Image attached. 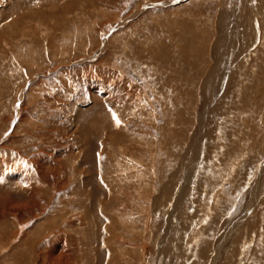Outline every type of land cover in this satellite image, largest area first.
Wrapping results in <instances>:
<instances>
[{"label":"rangeland","instance_id":"rangeland-1","mask_svg":"<svg viewBox=\"0 0 264 264\" xmlns=\"http://www.w3.org/2000/svg\"><path fill=\"white\" fill-rule=\"evenodd\" d=\"M258 2L0 0V264H264Z\"/></svg>","mask_w":264,"mask_h":264},{"label":"bare ground","instance_id":"bare-ground-1","mask_svg":"<svg viewBox=\"0 0 264 264\" xmlns=\"http://www.w3.org/2000/svg\"><path fill=\"white\" fill-rule=\"evenodd\" d=\"M219 2H220V4L221 5H223V6H226V3H227V0H219ZM259 3V2H258ZM262 3H263V0H260V3H259V11H261V9L263 8L264 9V5H262ZM165 4H163V5H158V7L159 6H164ZM244 14V13H243ZM264 14V13H263ZM244 15H246L245 17H244V19H246V20H248V19H250V16L249 15H251V14H249V13H245ZM133 17H130L129 19H127V20H130V19H132ZM220 19H222V18H220ZM251 19H253V18H251ZM250 19V20H251ZM219 21V20H218ZM221 21V20H220ZM219 21V22H220ZM222 21H224V20H222ZM241 21V20H240ZM239 21V22H240ZM242 22V21H241ZM221 23V22H220ZM225 23H226V21H225ZM124 24V22L123 23H120V25L119 26H122ZM245 25V24H244ZM221 25L219 24V27H220ZM261 26V25H260ZM222 27H223V24H222ZM224 28V27H223ZM261 28V27H260ZM216 29V28H215ZM220 29H222L221 27H220ZM228 29V28H227ZM223 30H225V29H223ZM226 31H228V30H225L223 33V35L222 36H224L223 38H228V37H226V35L228 36V34L226 33ZM244 32H246V31H244ZM221 34V33H220ZM222 36H220V38L222 37ZM264 36V35H263ZM264 38V37H263ZM227 40V39H226ZM261 40V39H260ZM218 41V40H217ZM217 41H216V43H217ZM264 41V40H263ZM209 42V41H208ZM219 42V41H218ZM231 42V41H230ZM262 42V41H261ZM222 43V42H221ZM227 43V42H226ZM225 43V44H226ZM209 44V43H208ZM213 44V43H212ZM220 45H222V44H220ZM230 45V44H229ZM261 45V44H260ZM227 46H228V44H227ZM223 47V46H222ZM260 47V46H259ZM215 48V47H214ZM217 48H218V46H217ZM234 48V47H233ZM231 49L232 48H230V51H231ZM238 50V49H237ZM240 50V49H239ZM235 51H236V49H235ZM258 51V50H257ZM237 52V51H236ZM230 53V52H229ZM227 55L228 53H227V51H226V49L225 50H223L222 52H221V55ZM253 54H255V53H253ZM252 55V54H251ZM237 56V55H236ZM234 58H236V57H234ZM204 63V62H203ZM203 65V64H202ZM202 67V66H201ZM215 68V67H214ZM206 70V69H205ZM213 70H215V69H213ZM212 70V71H213ZM254 70H255V67H254ZM258 70H260V69H258ZM257 71V70H256ZM250 72H251V70H250ZM253 72V71H252ZM261 72V71H260ZM249 73V72H248ZM259 73V72H258ZM216 74V73H215ZM233 74H234V71H233ZM246 74H247V72H246ZM250 74V73H249ZM253 75H254V72L252 73ZM256 74V73H255ZM253 75H250V76H253ZM258 75V74H257ZM213 76H214V74H213ZM247 76H249L248 74H247ZM260 76V75H259ZM263 76V75H262ZM210 76H208V78H209ZM211 77H212V75H211ZM215 77V76H214ZM258 77V76H257ZM264 77V76H263ZM204 79V78H203ZM247 79V78H246ZM207 80V79H206ZM263 81H264V79H262ZM253 81H255L254 79H253ZM252 81V82H253ZM260 81V83H261V80H259ZM203 82V81H202ZM204 82H206V81H204ZM215 82V81H214ZM212 80L211 79H208L207 80V82L206 83H204L205 84V86H204V90H206V91H208L209 89H211V87H212ZM198 84H199V82H198ZM215 84V83H214ZM248 84V83H247ZM241 88V87H240ZM245 88V87H244ZM247 91V90H246ZM211 92H212V90H211ZM210 92V93H211ZM207 93V92H206ZM209 93V92H208ZM243 93V92H242ZM196 106V105H195ZM19 109H21V108H19ZM18 109V110H19ZM17 110V116H19V111ZM18 118V117H17ZM20 118H22V117H20ZM19 118V119H20ZM199 121V120H198ZM13 134V133H12ZM15 137V136H14ZM11 135H9V137H8V141H11ZM12 142V141H11ZM10 142V143H11ZM162 146V145H161ZM157 156V155H156ZM40 164V163H39ZM37 167H38V172H39V174L41 175L42 174V172H41V170H40V166L39 165H37ZM36 167V168H37ZM54 172V171H53ZM52 172V173H53ZM27 175V174H26ZM44 176V175H43ZM40 177V176H39ZM26 178V177H25ZM55 178V177H54ZM34 179V178H33ZM42 179V178H41ZM47 180V179H46ZM32 181V180H31ZM40 181L41 180H39V183H40ZM24 183H26V181L24 182ZM28 183V182H27ZM42 183V182H41ZM55 188L57 187V184L58 183H56V180H55ZM31 184V183H30ZM37 184V183H36ZM39 187V186H38ZM37 186H35V185H31V187H29V190H30V194H29V198H26L25 199V202L22 204V206L20 207V209H21V211L23 212V214H27L30 218H32V217H36L37 215L39 216V215H43V213H44V211L46 210V207H43V206H41V209L39 208V203H41V201H39V200H42L41 198L40 199H38L39 197H40V194H39V188H38ZM41 188V187H40ZM57 189V188H56ZM165 189V188H164ZM55 190V189H54ZM60 191L61 189L60 188H58L57 190H55V191ZM44 191V190H43ZM42 191V192H43ZM43 194H44V192H43ZM46 195V194H45ZM26 200H28V201H26ZM254 200V199H253ZM255 201H256V199H255ZM253 203H254V201H252V204L249 206L250 208L252 207V205H253ZM31 204H33V205H35L34 207L31 205ZM31 205V206H30ZM6 208V207H5ZM9 208V210H10V207H8ZM16 208V207H15ZM40 210H39V209ZM249 208V209H250ZM39 211V212H38ZM247 212V211H246ZM7 213V212H6ZM12 213V212H11ZM8 216V215H7ZM25 216V215H24ZM12 217V216H11ZM13 217H17V214L15 213V215L13 216ZM245 217V216H244ZM22 218H23V216H22ZM13 219H15V218H13ZM31 220V219H30ZM30 220H28V221H30ZM35 220V219H34ZM244 220V219H243ZM15 224H14V227H15V232H14V234H13V238L15 239L16 237H19V236H22V235H25L26 233H23V228L25 227V225L27 224V222L28 221H21V218L19 217V219L17 218V219H15ZM117 221V220H116ZM112 222V221H111ZM113 224V223H112ZM114 224L112 225V229H111V231L113 232L112 233V237H113V235H117V234H115L114 232H115V230H114ZM48 227H49V225H48ZM21 228V229H20ZM250 228V227H249ZM26 229V228H25ZM114 230V231H113ZM1 232V231H0ZM1 234V233H0ZM7 234V233H6ZM5 235V234H4ZM8 235V234H7ZM7 235H5V237L7 236ZM3 236V235H2ZM11 237V236H10ZM111 237V238H112ZM115 237V236H114ZM117 238H114L113 239V243H115L117 246L118 245H120L119 244V242H118V240H119V238H118V236H116ZM228 237H229V235H228ZM1 238V237H0ZM110 238V239H111ZM25 241V240H24ZM53 241V240H52ZM122 241V240H121ZM131 244V243H130ZM122 245V244H121ZM129 246V245H128ZM111 247V249L114 247L113 245H111L110 246ZM109 247V248H110ZM37 252H40V250L38 249V250H36ZM114 253V252H113ZM31 254H32V252H31ZM113 255V254H112ZM117 257V255H115V253H114V255H113V258H111V262L113 263L114 262V260L115 259H117L116 258ZM52 258V257H51ZM56 258H58V257H56ZM56 258H55V260H56ZM23 259V257L20 255V256H16L15 258H14V261H12V264H18V262H20L21 260ZM34 259V258H33ZM13 260V259H12ZM24 260V259H23ZM51 260H53V259H51ZM25 261V260H24ZM56 262H57V260H56ZM56 262L55 263H53V264H56ZM21 263V262H20ZM65 264H67V263H65ZM113 264H115V263H113Z\"/></svg>","mask_w":264,"mask_h":264},{"label":"snow or ice","instance_id":"snow-or-ice-1","mask_svg":"<svg viewBox=\"0 0 264 264\" xmlns=\"http://www.w3.org/2000/svg\"><path fill=\"white\" fill-rule=\"evenodd\" d=\"M113 119L116 121L117 126H119V125H120V120H119V118L115 115V113H113Z\"/></svg>","mask_w":264,"mask_h":264}]
</instances>
